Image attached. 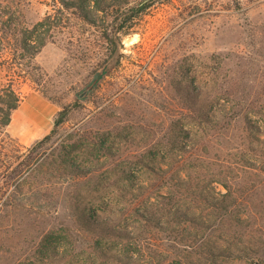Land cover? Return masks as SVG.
Listing matches in <instances>:
<instances>
[{"label": "rangeland", "instance_id": "rangeland-1", "mask_svg": "<svg viewBox=\"0 0 264 264\" xmlns=\"http://www.w3.org/2000/svg\"><path fill=\"white\" fill-rule=\"evenodd\" d=\"M103 5L92 26L59 0H0V107L37 92L58 108L17 115L20 137L51 124L29 145L0 129V264H63L36 252L50 232L76 264H264V0ZM125 13L96 85L100 28Z\"/></svg>", "mask_w": 264, "mask_h": 264}, {"label": "trees", "instance_id": "trees-1", "mask_svg": "<svg viewBox=\"0 0 264 264\" xmlns=\"http://www.w3.org/2000/svg\"><path fill=\"white\" fill-rule=\"evenodd\" d=\"M104 0H77L76 2L69 1V0H59L60 6L64 8L65 10L71 9V8H76L77 10L80 11L82 18L84 21L92 26H97L100 22H103L102 26H104V21L100 18L99 13L105 12V7L103 5ZM133 9H130L132 12ZM117 14V13H116ZM116 17L112 23L111 30L106 27L100 28L103 32L102 34V39L105 40V42L108 45V48H110L111 53H110V60H112V63H107L104 65L103 68V74H101L98 79L96 80V85L101 82L104 79V76L107 74L109 71V68L111 69L114 65L115 62H117L116 59V54H117V46L120 42V35H127L129 34L130 30L134 27V16L131 14L125 13V17L121 20V22L117 24V19ZM55 24V22L51 21V19L48 17L44 22L38 23L37 25L34 26L33 30L30 32V38L32 39L31 43H28L29 47H32L35 49V52L38 53L40 48L44 47V37L46 33L41 34L43 31H49L52 26ZM0 55H1V50H0ZM5 60V59H4ZM3 61V60H2ZM2 61H0V65L4 64ZM14 96V93L11 91L6 94L5 96ZM15 100L11 104L5 105V108L0 107V129L8 127L10 121H11V115L14 110H16L18 104L20 103V99L18 98L19 96H15ZM65 110L61 112V115L65 114ZM48 136L43 139V141L47 140ZM41 141L40 143H42ZM39 143V144H40ZM60 236V237H58ZM63 235L56 234L55 232H50L45 235L44 237V242L41 243V245L38 246V250L36 251L38 255H40L42 258L41 260H44L47 256V254H54V257H57L59 259V262H64L63 264H76L71 257L73 255L69 254L72 252V245L70 242H67L66 239L62 237ZM125 238L129 241L126 244L122 246L120 244V248L123 250V254L125 256H130L131 258L134 256L131 251L135 249L133 246L135 244V239L131 240L133 237H128V235L125 236ZM66 241V242H65ZM106 242L109 243V240H106ZM104 243L106 246H108V249H112L107 243ZM131 242V243H130ZM133 245V246H131ZM100 243H97L95 247L97 249H101ZM130 259V258H128ZM57 260V259H55ZM58 262V261H57ZM24 264H35L34 261L27 260L24 262ZM38 264H42V262H39ZM80 264V263H78ZM179 264V263H178Z\"/></svg>", "mask_w": 264, "mask_h": 264}, {"label": "crops", "instance_id": "crops-1", "mask_svg": "<svg viewBox=\"0 0 264 264\" xmlns=\"http://www.w3.org/2000/svg\"><path fill=\"white\" fill-rule=\"evenodd\" d=\"M45 108H49L53 112V118L55 114L58 112V108L54 104L48 102V100H46L39 93L33 92L28 94L25 98H23V100L19 103L16 110H14V112L12 113L11 121L8 125V131L10 135L16 138L18 142H20L21 144L29 145L30 142L34 141L35 137H39L46 134L50 130L51 124L49 126L48 125L46 126L44 125V127L42 126L43 127L42 131L38 134L39 136L38 135L32 136V138L29 139L25 137H20L18 132L14 130L17 115L19 113H22L25 116L24 118L28 119L38 116L41 113V111L44 110Z\"/></svg>", "mask_w": 264, "mask_h": 264}, {"label": "water", "instance_id": "water-1", "mask_svg": "<svg viewBox=\"0 0 264 264\" xmlns=\"http://www.w3.org/2000/svg\"><path fill=\"white\" fill-rule=\"evenodd\" d=\"M84 94H85V93H84ZM84 94H82V95H81V97H83V96H84Z\"/></svg>", "mask_w": 264, "mask_h": 264}]
</instances>
